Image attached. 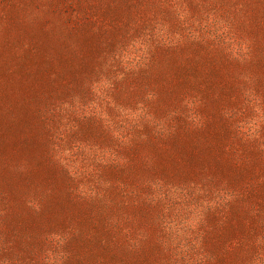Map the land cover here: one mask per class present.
Returning a JSON list of instances; mask_svg holds the SVG:
<instances>
[{"label": "rangeland", "instance_id": "rangeland-1", "mask_svg": "<svg viewBox=\"0 0 264 264\" xmlns=\"http://www.w3.org/2000/svg\"><path fill=\"white\" fill-rule=\"evenodd\" d=\"M0 264H264V0H0Z\"/></svg>", "mask_w": 264, "mask_h": 264}]
</instances>
